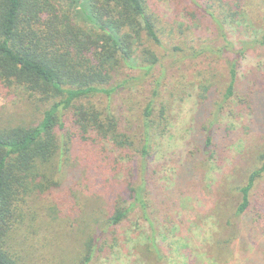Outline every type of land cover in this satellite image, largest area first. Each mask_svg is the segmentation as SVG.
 <instances>
[{
	"label": "trees",
	"instance_id": "16d2710c",
	"mask_svg": "<svg viewBox=\"0 0 264 264\" xmlns=\"http://www.w3.org/2000/svg\"><path fill=\"white\" fill-rule=\"evenodd\" d=\"M148 2L0 0V90L23 94L29 103L25 111L32 109L34 118L15 117L0 127V264L31 260L29 247L24 254L25 245L42 236L49 222H63L68 229V250H56L52 264H93L114 251L119 226L135 213L150 227L148 243L136 253L167 262L150 215V196L159 174L154 164L157 147L169 132L171 101L159 78L133 119L113 107V94L139 81L132 77L112 86L123 66L149 76L161 62L144 44L148 39L162 45L160 16ZM228 6L233 21L245 10L238 3ZM189 49L178 46L174 51L189 58L203 53ZM235 79L233 66L224 104L234 95ZM97 95L107 97L105 106L88 100ZM218 96L215 83H200L201 104L213 106L198 117L190 155L207 165L214 160L222 164L212 120L224 108L217 107ZM80 142L101 144L73 164L72 150ZM258 160L262 165L250 172L245 185L229 187L239 196L230 226L250 215L255 231L264 228V199L252 195L264 176V155ZM79 180L92 189L90 199L79 190ZM66 182L68 192L56 197ZM50 193L54 199L48 204ZM232 241L227 238L218 246L225 248Z\"/></svg>",
	"mask_w": 264,
	"mask_h": 264
},
{
	"label": "rangeland",
	"instance_id": "374dc122",
	"mask_svg": "<svg viewBox=\"0 0 264 264\" xmlns=\"http://www.w3.org/2000/svg\"><path fill=\"white\" fill-rule=\"evenodd\" d=\"M148 3L160 16L162 45L148 39L144 44L161 62L149 76L123 66L112 86L139 78L113 94V107L125 112L127 119L139 113L159 78L165 97L171 101L169 132L157 147L154 164L159 174L150 196V215L159 230L157 241L167 256V262L160 264H264V228L255 231L250 215L237 218L233 226L228 224L233 206L239 203V196L232 194L229 187L245 185L250 172L262 165L258 158L264 155V0ZM230 3L245 9L234 21L227 16ZM178 46L203 53L189 58L174 51ZM233 66L234 95L224 104L222 95L231 82ZM207 79L218 87L217 107L224 104L222 112L212 117L222 164L214 160L207 165L197 155H190L198 117L205 116L213 106H204L199 98V85ZM88 100L100 106L107 104V97L102 95ZM26 104L29 103L18 90H0V127L23 115L34 119L32 109L25 111ZM70 126L68 121V129ZM100 144L94 147L80 142L72 150L71 162L85 159L89 150L91 155ZM79 182L78 188L86 191L85 197L93 196L89 191L92 189L82 180ZM66 183L63 190L56 191V197L68 192ZM93 184L96 183L91 184L94 188ZM252 195L264 199V176ZM53 199L50 193L46 202L53 203ZM45 227L42 236L26 243L23 253L26 255L29 247L32 257L26 264H52L57 260L56 250L59 254L68 250L64 223L49 222ZM149 236L148 222L135 213L119 226L114 251L93 264H159L136 253L137 247L148 243ZM227 238L233 241L220 249L219 243Z\"/></svg>",
	"mask_w": 264,
	"mask_h": 264
}]
</instances>
